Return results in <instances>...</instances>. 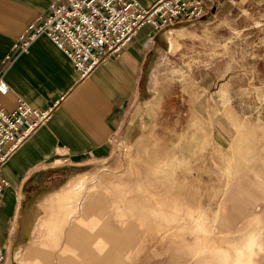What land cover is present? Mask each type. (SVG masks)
Wrapping results in <instances>:
<instances>
[{
	"label": "crops",
	"instance_id": "1",
	"mask_svg": "<svg viewBox=\"0 0 264 264\" xmlns=\"http://www.w3.org/2000/svg\"><path fill=\"white\" fill-rule=\"evenodd\" d=\"M138 1L147 7L156 0ZM52 2L53 0H0V77L8 85L6 93L0 92V107L11 111L19 101L26 102L34 108L54 105L50 118L23 140L0 166L1 176L9 182V186L3 192L0 206V246L4 249L6 256H9V250L15 244L22 242V231L26 223L28 224L29 216H37L44 210L45 204L42 201L45 198L53 195L59 199L63 195L60 199L65 197L70 199V194H74L69 192L71 190H89V196L90 190L102 189L89 186L92 178L97 174L95 169L99 167L98 165H105L114 158L118 144L121 145L122 141L131 137L134 139L136 135L152 128L154 132L161 130L160 122L154 123L155 127H150V124L145 126V120H149L152 113H157L159 107L153 104V94L149 93L145 96L142 90L146 83V76L163 65L162 55L168 52L171 46L177 45L179 32L195 28L196 35L205 32L209 34L208 28L218 29L219 27H224V34L246 31L252 27L251 23L257 21L252 6L264 0H212L201 19L177 22L158 31L145 25L118 55L109 56L84 77H80L70 58L45 34L39 35L25 51L13 50V44L26 27L36 18L46 14ZM158 73L157 69L156 75ZM206 75L207 73L203 76ZM162 141L158 136L147 143L143 142L144 145L152 146V149L145 157L143 156L142 162L132 165V170L136 168L138 172L134 170L136 175H131L132 170H129L121 175L123 177L120 176V179L130 174L131 179L138 180L144 177L141 176L142 173H139L144 162L152 163L153 160L162 157V163L158 164H166L165 161H171L177 152L180 158L172 161L187 163L192 160L189 156H192L194 152L190 155L182 154V151H179L181 145L168 146ZM246 142L250 144V147L246 145ZM244 143L243 150L246 151L249 147V154L240 158H236L235 155L236 159L227 156V161L224 158L220 159L224 166L223 169L219 168L226 178L229 174V178L243 180H236V183L239 182L229 189L232 191H228L219 202L215 203L216 206L214 205L216 208L214 214H222V216L219 215L221 216L219 224L226 229L224 233L230 235L232 229H236V232L232 233L234 238L231 241L232 244H241L242 247L234 251L235 255L231 260H229L231 254L227 250L216 251L206 256L202 254L198 257V261L202 264L205 262L206 264H264L262 244L255 240V236L251 238L257 229L254 215L255 207L259 202L258 196L256 192L249 191L264 190V149H260L261 143L264 145V135L262 137L261 134L254 132V138L250 136L247 141L244 140ZM161 145L174 148L173 155L160 156ZM220 160H218L219 163ZM231 170H233L232 173ZM246 178L248 179L244 181ZM103 192L108 196L107 191L103 190ZM58 193L61 194L58 196ZM101 194L102 192L99 195ZM191 197L197 198L196 195ZM106 199L105 207L100 210L101 213L92 211L89 204H84L83 218L80 219V213H78L72 220L73 228L71 226L68 229V244L87 246L88 254L85 251V263L98 264L99 262L100 264L104 260L101 258L102 255L97 256L101 246L97 244V237H94L97 235V224L100 222L97 220V213L102 215L103 212L105 217L107 216L105 223L107 222L108 229L121 233L119 234L120 244L117 241L116 247H110L108 257L105 253L108 259H105L107 260L105 264H114L113 256L122 254L120 258L123 259L124 251L127 254L128 250L133 251L134 247L138 248L137 245L141 244L138 241L142 237L145 239L151 233V228L155 227H159L160 231L164 232L163 236L170 238L168 244L171 247L173 245L171 241H174L171 252L175 249H183L177 244L178 241L175 242L179 235L173 238L166 232L168 224L163 223L164 227L149 225L154 220L156 222V219L152 212L147 214L148 211L143 209L144 206L141 208L142 205H139L141 207L135 208L131 213L126 209V214L120 215V221H116L113 219V212L110 209L107 211L110 200L107 197ZM88 200L90 201V198ZM141 201H138L139 204ZM197 201L195 205H187L188 208L183 209L184 213L193 214L196 211L199 215L204 214L210 201L206 200L202 204ZM260 203L263 202L260 201ZM72 204L71 200L68 206L56 208L49 206L48 213L56 209L57 212L65 210L64 213L72 212L75 215V211H79V205L77 207ZM145 214L151 221L144 219ZM201 216L203 218L193 219L195 224L202 221L198 224V230L201 227L200 224L207 226L209 221L207 217ZM90 217L93 219H89ZM135 218H140V222L136 223ZM50 221L53 222L51 219ZM128 223L132 224L133 228L123 233V228ZM195 224L191 225L193 231H196L193 229ZM170 226L173 227L170 230H174L175 227L172 224ZM218 232L217 227L214 233ZM52 234L58 236L53 231ZM33 237L35 238V233ZM243 245L247 248V255H243L246 252L242 251ZM154 251H158V254L163 253L160 246ZM29 256L30 253H26L25 260L22 262L17 260L16 264H32ZM210 256H212L211 259ZM69 260V264H79L73 257ZM174 262L175 260L173 264Z\"/></svg>",
	"mask_w": 264,
	"mask_h": 264
},
{
	"label": "rangeland",
	"instance_id": "2",
	"mask_svg": "<svg viewBox=\"0 0 264 264\" xmlns=\"http://www.w3.org/2000/svg\"><path fill=\"white\" fill-rule=\"evenodd\" d=\"M252 10L255 11L254 14L257 16V21L251 23L252 27L250 29L240 33L224 34V27H219L218 29L208 28L209 34L205 32L204 34L196 35L195 28L178 33L177 45L171 46V49L162 55L161 63L163 65L146 76V83L142 90L145 96L149 93L153 94V104L159 107L157 113H152L149 120H145V126L150 124V127H155L154 123L160 122L161 130L154 132L152 128L136 135L134 139L131 137L122 141L121 145L118 144L114 158H111L112 160L110 159L105 165H98L99 167L95 169L97 174L92 178L89 187L102 189L119 188L116 184L117 178L132 170V165L142 162L141 160L152 149V146L144 145L143 142L147 143L158 136L163 140L162 142H166L165 144L170 146L173 144V146L179 147L185 141L190 140L195 143L196 140L198 141L196 146L195 143L193 144V149L189 152V155L194 152V154H191L192 156H189L190 160L192 159L191 161L187 163L172 161L175 158L176 160L180 158V154L177 152V155L173 156L171 161L167 160L165 161L166 164H163L162 170L164 172L162 171L163 173H161L163 175L162 178L160 181H154L158 186L153 183L154 185L149 186L148 190H143V192L139 190L140 193L145 194L143 197H139L140 200L147 196L146 199L153 196L152 199L154 201L158 202L161 200L164 203L165 201H170L169 199L177 198L179 213H177L178 211L173 213L176 216L179 215L178 220L188 217V221H174L171 224L175 227V231L179 227L177 230L179 236L175 242L178 241L177 244L183 249H175V253L171 252L173 247L168 244L170 238H164V232L160 231L159 227L157 232L151 228V234L149 233L145 239L142 237L138 241L141 242V244L137 245L138 248L134 247L133 251L128 250L127 254L123 252V259L118 258L117 264H173L174 260V264H202V262L198 261V257L202 256V254L206 256L208 254L212 255L216 251L227 250L231 254L229 259L231 260L233 255H235L234 251L242 247L241 244H232L231 240L234 238L232 233H235L236 229H232L230 235L224 233L226 229L219 224L222 214H214V211L216 210L215 203L219 202L228 191L231 192L232 190L229 189L236 183V180L240 179L229 178V174L228 178L223 176V173L219 170V168L223 169L224 166L221 160L224 158L227 161V156L233 158L235 155L236 158H240L243 155L247 156L250 144L248 145V142H246L249 147L244 151V140L247 141L250 136L254 138V132L255 134H261L262 137L264 135V2L256 6L253 5ZM253 24L256 25L253 26ZM247 25L249 24L247 23ZM157 69L159 73L156 75ZM206 73L207 75L204 77L203 75ZM202 76L203 78H201ZM261 145L260 149L263 150L264 145L262 143ZM166 150L168 148L162 145L160 154L163 156L167 155ZM218 160H220V163ZM134 170L137 171L136 168L132 171ZM131 175H136V173H131ZM142 179L144 178L141 177L138 181L140 182ZM133 181H136L133 184L138 182L136 179H132ZM106 191L108 193L107 198L110 200L107 210L109 211L110 209L113 212V219L120 221V214L118 213L122 205L120 201L122 199L130 201L135 195L129 190ZM249 191L256 192L257 201H259L255 207V215L253 214L256 216L254 219L257 222V229L251 238L255 236V240L261 242L264 248V190ZM70 193H74L73 195L76 196L72 195L71 198L77 207L79 205L78 213H80L81 218L83 217L82 209L84 204L92 205L90 201H87L89 190H71ZM60 194L58 193V196ZM190 194H192L191 196L193 194L196 195V201L201 202L200 204L205 203L206 200L210 201L205 213L198 214L209 219L207 221L208 225L201 224L204 229H199L197 232L191 228V225L195 224L193 219L199 217L197 213L191 214L193 218L189 216L190 213L188 215L183 213V208H188L186 205L187 199L183 196H190ZM152 199L150 200L152 201ZM260 201L263 203H260ZM70 204V199L58 200L56 203L57 206H68ZM151 206L153 204H150V206L145 205L144 208L138 207L148 211L147 214H152L149 212ZM165 207L163 208L166 209ZM46 208L36 223L34 258L41 252L45 254L48 252L53 253L51 250L53 246L45 244L49 238L47 229L52 224L50 221L48 226H46L47 229L44 227L48 219ZM167 208L171 209L172 207ZM64 211L60 210L59 212L64 213ZM63 213H60L62 218H64ZM180 214H184V216ZM165 215L168 216L169 214ZM42 216L43 220L40 219ZM169 216L168 218H173L171 215ZM135 219L136 223H138L137 221L140 222L138 218ZM213 221H215L214 224ZM71 226L73 228L72 221L68 223L60 235V242H64L68 238L67 233ZM189 227L190 230L188 229ZM217 227L220 234L214 233ZM170 228L171 226L168 224L167 229L170 230ZM188 232L192 233V235ZM194 237L196 239H193ZM158 246L162 247V254L154 251L155 249L158 250ZM243 247V253L246 251L243 255H247V248L244 245ZM64 248L68 257H71V250H68V246L66 247L65 245ZM59 251L60 249L57 253ZM63 254L65 255L66 253ZM203 264H206V262Z\"/></svg>",
	"mask_w": 264,
	"mask_h": 264
},
{
	"label": "built area",
	"instance_id": "3",
	"mask_svg": "<svg viewBox=\"0 0 264 264\" xmlns=\"http://www.w3.org/2000/svg\"><path fill=\"white\" fill-rule=\"evenodd\" d=\"M212 0H156L143 6L138 0H53L46 14L36 18L13 44L23 52L41 34L72 61L80 77L88 75L111 55H118L143 26L154 31L177 22L201 19ZM8 85L0 77V92ZM54 105L34 108L17 102L6 111L0 107V166L40 125L51 116ZM9 182L0 174V206ZM6 253L0 246V264Z\"/></svg>",
	"mask_w": 264,
	"mask_h": 264
},
{
	"label": "bare ground",
	"instance_id": "4",
	"mask_svg": "<svg viewBox=\"0 0 264 264\" xmlns=\"http://www.w3.org/2000/svg\"><path fill=\"white\" fill-rule=\"evenodd\" d=\"M198 138V137H197ZM188 140V139H187ZM200 140V139H199ZM238 140V139H237ZM201 141V140H200ZM197 140H196V143L195 142H191L190 140L189 141H185V143H182V146L179 148V151H182V154L184 153L185 155H189V152H191L192 151V146H193V144L195 143V146L197 145ZM157 143V142H156ZM175 144V143H174ZM168 146H170V145H168ZM172 146H173V144H172ZM174 146H176V145H174ZM165 147H167L166 145H165ZM160 148H162V145L160 146ZM168 148V147H167ZM174 148H168V150H166V152H167V155H164V156H168V155H173L172 153H173V150ZM175 150H176V148H175ZM228 152V151H227ZM159 155L161 156V154H160V152H159ZM226 155V154H225ZM163 156V155H162ZM142 161V160H141ZM154 163V164H153ZM156 163V164H155ZM158 163H162V159H161V157L160 158H158V159H156V160H153V162L152 163H148V162H144L143 163V166L141 167V169H139V170H141V171H143V172H141L142 173V176H144L143 178L144 179H142L139 183L137 182V184H133V183H135L136 181H133L132 182V179L130 178L131 176H130V174H129V176H127L126 178H124V179H120V178H117L118 179V181L116 182V184H117V186L119 187V188H112V189H107V190H129V192H132L133 194H131L132 196H134L133 198H132V200H130V201H132L131 203H129V204H127L128 202H130V201H128V200H126V199H122L120 202L123 204V206H121L120 208H119V214L120 215H124V214H126V209L129 211V213H131L135 208H137L139 205H142V207L143 206H145V205H149L150 206V204L152 205V203H151V200L150 199H152L153 198V196H152V198L150 197V198H148V199H146L147 197H145L142 201H141V204H139L140 202H138L140 199H139V197L138 196H140V195H142V194H144V193H142L143 192V190H148V188H149V186H153L155 183H154V181H156V180H159L160 181V179L162 178V176L163 175H161V173H163L164 171L162 170V168H163V164H158ZM172 164V163H171ZM170 167V166H169ZM130 169V168H129ZM163 171V172H162ZM131 173H134V171L132 172L131 171ZM176 173V172H175ZM144 174V175H143ZM167 176V175H166ZM135 177H137V176H135ZM186 177V176H185ZM181 178V177H180ZM187 178V177H186ZM141 179V178H140ZM186 181V180H185ZM188 181V180H187ZM154 183V184H153ZM153 184V185H152ZM157 184V183H156ZM83 187H84V185H82ZM157 186H158V184H157ZM78 187V186H77ZM76 187V188H77ZM160 187V186H159ZM187 187V186H186ZM86 188V187H85ZM151 188V187H150ZM154 188V187H153ZM178 188H180V187H178ZM157 189V188H156ZM161 189V188H160ZM173 189V188H172ZM102 190H104V191H106L105 189H100V190H90V202H91V204L92 205H89L91 208V210L93 211V210H96L97 212L98 211H100L101 209H103L104 207H105V203H106V194L102 191ZM139 190H142V192L140 193V191ZM182 190H184V188H182ZM151 191V190H150ZM163 191V190H162ZM174 191V190H173ZM193 191V190H192ZM192 191H190V192H192ZM70 192V191H69ZM102 192V194L101 195H99L100 193ZM145 192V191H144ZM164 192H166V191H164ZM197 192V191H196ZM146 193H147V191H146ZM195 193V192H194ZM95 194V195H94ZM108 194V193H107ZM125 194V193H124ZM127 194V193H126ZM148 194V193H147ZM187 194V193H186ZM94 195V196H93ZM128 195V194H127ZM149 195V194H148ZM159 195V194H158ZM191 195L192 194H190V196L189 195H187V196H183V197H185V199H187V203L188 204H186V205H189L190 206V204L191 205H195V202H196V198L195 197H191ZM131 196V197H132ZM193 196H194V194H193ZM114 198V197H113ZM154 198H156V197H154ZM159 200V199H158ZM170 201H165L164 203L161 201V202H159V203H155L154 202V206L152 207H148L149 208V210H150V212H152L153 214H154V217H155V219H156V222H155V220H154V222H150V224L149 225H155V226H157V225H159V226H161V227H164L165 225L164 224H169V226H170V224L171 223H173L174 221H186V219H181V220H178L179 218V215L178 216H176V214H174L175 212H177V210H178V212L177 213H179V208H178V200H177V198L175 199V198H172V199H169ZM152 201H154V200H152ZM157 202V201H156ZM198 203V202H197ZM127 204V205H126ZM166 206V207H165ZM163 207H165L166 209H164ZM167 207H172L171 209H169V208H167ZM184 208H186V207H184ZM183 208V209H184ZM194 208V207H193ZM199 208V207H198ZM195 209H196V207H195ZM194 209V210H195ZM200 210V209H199ZM89 211V210H88ZM108 211V210H107ZM182 211V210H181ZM184 211V210H183ZM190 211V210H189ZM102 211H100L99 213H101ZM174 212V213H173ZM185 212H186V210H185ZM192 212H194V211H192ZM196 212V211H195ZM86 213H87V211H86ZM90 213V212H89ZM104 213L105 212H103V214L101 215V214H98L97 213V220L98 221H100L98 224H97V235H95L94 237H97V244L98 245H100L101 246V251H103V254H102V259H104L103 260V262H106L108 259H107V257L110 255V252H109V250H111V248L110 247H116L115 246V242H119V244H120V240H119V234H121V233H119L118 234V232L115 230V231H112V229H108V227H107V225H106V223H105V218L107 217H105V215H104ZM137 213V212H136ZM184 213V212H183ZM94 214V213H93ZM137 214H139V213H137ZM165 214H169V215H171L173 218H168V217H170L169 215L168 216H166ZM189 213L187 212V214L186 215H188ZM87 215V214H86ZM90 215V214H89ZM180 215H182V214H180ZM198 215V214H197ZM138 216V215H137ZM182 216H184V214L182 215ZM189 216H191V214L189 215ZM199 216V215H198ZM78 217V216H77ZM93 217V216H92ZM95 217H96V215H95ZM144 217V216H143ZM187 217V216H186ZM200 218L202 217V216H199ZM198 217V218H199ZM81 218H83V217H81ZM80 218V219H81ZM99 218V219H98ZM203 218V217H202ZM89 219H93V218H89ZM140 219V218H139ZM144 219H146V220H148L149 218H148V216L145 214V217H144ZM144 219H141V220H144ZM189 219H191V218H189ZM43 220V219H42ZM204 220V219H203ZM90 221V220H89ZM88 221V222H89ZM92 221V220H91ZM145 221V220H144ZM148 221H151L150 219L148 220ZM187 221H188V217H187ZM198 221H201V219H198ZM93 222V221H92ZM129 222V221H128ZM138 223H139V221H137ZM202 222V221H201ZM201 222H197V224H195L194 225V230H196V232H197V227H199V223H201ZM90 223V222H89ZM113 223V222H112ZM116 223V222H115ZM164 223V224H163ZM80 224V223H79ZM85 224V223H84ZM84 224H82V226L84 225ZM101 224V225H100ZM147 224V223H146ZM38 225V224H37ZM164 225V226H163ZM80 226V225H79ZM135 226V225H134ZM147 226V225H146ZM187 226H189L188 224H187ZM186 226V227H187ZM200 226H201V224H200ZM101 227V229H99ZM113 227V226H112ZM114 228V227H113ZM133 228V226H132V224H130V223H128V224H125V226H124V232L123 233H127V231H130L131 229ZM156 228V227H155ZM154 228V229H155ZM169 228V227H168ZM192 228V227H191ZM196 228V229H195ZM201 229H202V227H200ZM199 228V229H200ZM40 229V228H39ZM46 229H47V227H46ZM150 229V228H149ZM158 229V228H157ZM164 229V228H163ZM166 229V228H165ZM171 229H173V228H171ZM187 229V228H186ZM189 230H190V227L188 228ZM187 229V230H188ZM204 229V228H203ZM90 230H91V228H90ZM141 230V229H140ZM156 230V229H155ZM178 230V229H177ZM177 230L176 231H174V230H168L167 232L168 233H170V237H177ZM184 231H185V229H183ZM148 231V230H147ZM182 231V230H181ZM203 231V230H202ZM36 232V231H35ZM34 232V233H35ZM156 232H157V230H156ZM192 232V231H191ZM201 232V231H200ZM179 233V232H178ZM185 233V232H184ZM189 233V232H188ZM204 233V232H203ZM202 233V234H203ZM90 234V233H89ZM146 234V233H145ZM151 234V233H150ZM181 234V233H180ZM190 234V233H189ZM202 234H201V236H202ZM93 235V234H92ZM181 235H183V234H181ZM190 235H192V233L190 234ZM197 236H198V234H197ZM199 236H200V234H199ZM195 237H196V235H195ZM193 238V239H196V238ZM35 238H36V236H35ZM164 238H165V236H164ZM204 238V237H203ZM203 238H201V239H203ZM84 239V238H83ZM82 240V239H81ZM195 241V240H194ZM197 241H198V239H197ZM203 241V240H202ZM199 242H201V241H199ZM208 242V241H207ZM69 243V242H68ZM195 243V242H194ZM198 243V242H197ZM209 243V242H208ZM110 244H113V245H111L110 246ZM171 244H173L174 245V241H171ZM173 245H172V247H173ZM201 245V244H200ZM199 246V245H198ZM208 246V245H207ZM39 247V246H38ZM62 247V246H61ZM201 247V246H200ZM41 248V247H40ZM189 248V247H188ZM208 248V247H207ZM117 250V249H116ZM119 250V249H118ZM117 250V251H118ZM122 250V249H121ZM200 250V249H199ZM212 250V249H211ZM198 251V250H197ZM113 252V251H112ZM111 252V253H112ZM125 252V251H124ZM131 252V251H130ZM206 252V251H205ZM105 253L107 254V257L105 256ZM213 253V252H212ZM67 254V253H66ZM86 255V254H85ZM119 256H122V254H120ZM126 256V255H125ZM104 257V258H103ZM211 257L212 256H210V259H211ZM126 258H127V256H126ZM105 259H107L106 261H105ZM89 260H91V258L89 259ZM206 261V260H205ZM208 262H209V260H207ZM92 262V261H91ZM207 263V262H206Z\"/></svg>",
	"mask_w": 264,
	"mask_h": 264
},
{
	"label": "water",
	"instance_id": "5",
	"mask_svg": "<svg viewBox=\"0 0 264 264\" xmlns=\"http://www.w3.org/2000/svg\"><path fill=\"white\" fill-rule=\"evenodd\" d=\"M71 196H72V194H71ZM88 198H89V196H88ZM88 198H87V201H89ZM68 199L69 198H67V197L62 198V199H58V197H56V196L54 197L52 195V196L45 198V200L42 201V203L45 204L44 210H42V212L37 216H34V217H33V215L29 216L28 224L26 223V225L22 231L23 232L22 242L19 244H15L9 250V253H8L9 256H6V260H5L4 264H16L18 262L17 260H20L22 262L26 258V253H30L29 261H31L32 264H69L70 263L69 258H72V257L79 264H87V263H85V251L88 254L87 246H83V245L79 246L77 244H74V245L68 244L67 239L64 242L63 241L60 242L61 240L59 241L60 235L62 234L63 230H65L68 223L74 219V216L76 217L78 211H75V215L72 214V212L63 213L64 218L61 217V215H60L61 212L60 213L57 212L56 209H54V211L52 213H48L49 206H54L56 208L57 207L56 203L58 200H68ZM70 199L72 200V198H70ZM72 203L75 204L74 201H72ZM85 204L88 205L87 203H85ZM45 207H47L46 208V210H47L46 215L48 216V219L45 222L44 227L46 228V226H48V224L50 223V219L53 221L51 226L47 229L48 230L47 236H49V238L46 240L45 244H50L53 246L51 248L53 253L48 252L45 254L44 252H41L36 258H34V255H35L34 245H35L36 241H35L34 237L32 238V236L34 234V231L36 230V223L39 220V216L41 214H43V212H45ZM40 219H43V216ZM52 231L54 233H57L58 236H54L52 234ZM59 232H60V234H59ZM129 236L131 237V235H129ZM61 244H63L62 247H60ZM65 245H66V247L68 246L69 251L71 250L70 251L71 257H68L67 254H65V255L63 254V253H67V251H65L66 249L64 248ZM59 249L61 252L59 251L57 253V251ZM100 249H102V248L100 247ZM92 250H93V253L95 255V251L93 249V246H92ZM24 254H25V256H24ZM102 254L103 253L101 251L99 252V250H98L97 256H100ZM27 258H28V256H27ZM118 258H120V256L115 255L114 264L117 262L116 260H118ZM47 261H49V263H47ZM98 264H99V262H98ZM100 264H105V262H101Z\"/></svg>",
	"mask_w": 264,
	"mask_h": 264
}]
</instances>
